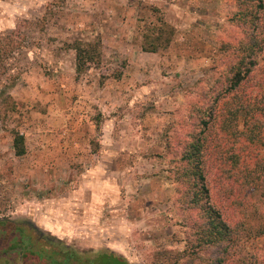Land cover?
<instances>
[{
    "label": "rangeland",
    "instance_id": "374dc122",
    "mask_svg": "<svg viewBox=\"0 0 264 264\" xmlns=\"http://www.w3.org/2000/svg\"><path fill=\"white\" fill-rule=\"evenodd\" d=\"M3 2L0 219L79 252L108 250L131 264H175L189 231L168 177L166 143L190 132L202 93L235 61L244 34L236 3ZM255 30L261 49L248 84L254 93L255 82L264 79V13ZM95 42L102 44L101 62L78 74L74 46ZM16 133L24 139L22 156L16 155ZM258 153L264 161V149ZM214 173L211 166L215 201ZM234 218L241 227L234 254L264 264V193L248 207L244 226ZM12 230L6 240L0 237V264H40L9 249Z\"/></svg>",
    "mask_w": 264,
    "mask_h": 264
},
{
    "label": "trees",
    "instance_id": "16d2710c",
    "mask_svg": "<svg viewBox=\"0 0 264 264\" xmlns=\"http://www.w3.org/2000/svg\"><path fill=\"white\" fill-rule=\"evenodd\" d=\"M234 2L238 7L235 19L244 28L235 61L223 80L219 78L202 93L195 116L191 114L190 132L181 138L169 137L166 143L168 177L176 186L189 231L175 264H253L234 254L241 228L234 215L244 226L248 207L258 193H264V161L258 159V149H264V79L255 82V93L248 90L261 49L255 29L264 13V0ZM101 46L98 42L74 46L78 74L88 63L101 62ZM10 101L12 97L6 95V102ZM14 147L17 156L25 154L20 133L15 134ZM211 166L215 169V201L208 185ZM20 224L0 219V237L6 240L13 229L9 249H19L24 259L36 256L40 264H131L108 250L79 252L54 236ZM214 252L215 258H206Z\"/></svg>",
    "mask_w": 264,
    "mask_h": 264
},
{
    "label": "crops",
    "instance_id": "0c3cea01",
    "mask_svg": "<svg viewBox=\"0 0 264 264\" xmlns=\"http://www.w3.org/2000/svg\"><path fill=\"white\" fill-rule=\"evenodd\" d=\"M3 3H5V2H3V0L0 1V5H2ZM12 3H13V2H8V4H5V5L9 7V6H12Z\"/></svg>",
    "mask_w": 264,
    "mask_h": 264
}]
</instances>
